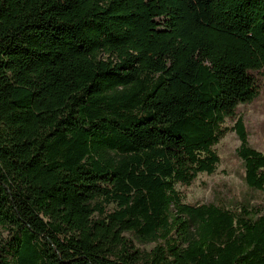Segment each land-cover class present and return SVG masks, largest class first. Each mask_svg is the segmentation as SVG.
Segmentation results:
<instances>
[{
    "label": "trees",
    "instance_id": "16d2710c",
    "mask_svg": "<svg viewBox=\"0 0 264 264\" xmlns=\"http://www.w3.org/2000/svg\"><path fill=\"white\" fill-rule=\"evenodd\" d=\"M263 82L264 0H0V264H264L260 208L177 190L234 133L264 195Z\"/></svg>",
    "mask_w": 264,
    "mask_h": 264
},
{
    "label": "rangeland",
    "instance_id": "374dc122",
    "mask_svg": "<svg viewBox=\"0 0 264 264\" xmlns=\"http://www.w3.org/2000/svg\"><path fill=\"white\" fill-rule=\"evenodd\" d=\"M237 114L243 119L248 134L249 145L264 153V82L260 97L252 104L240 106ZM239 141L234 133H229L216 146L220 162L212 175L200 174L192 186L177 187L183 193L186 203H221L226 207H236L249 203L260 208L264 214V195L247 188L242 180V167L236 156ZM140 246V245H138ZM154 244L140 246L150 250Z\"/></svg>",
    "mask_w": 264,
    "mask_h": 264
}]
</instances>
